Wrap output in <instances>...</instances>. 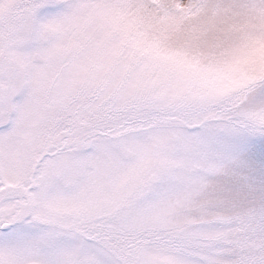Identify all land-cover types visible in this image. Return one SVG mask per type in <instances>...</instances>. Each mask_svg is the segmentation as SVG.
I'll return each mask as SVG.
<instances>
[{
  "label": "snow or ice",
  "instance_id": "snow-or-ice-1",
  "mask_svg": "<svg viewBox=\"0 0 264 264\" xmlns=\"http://www.w3.org/2000/svg\"><path fill=\"white\" fill-rule=\"evenodd\" d=\"M0 264H264V0H0Z\"/></svg>",
  "mask_w": 264,
  "mask_h": 264
}]
</instances>
